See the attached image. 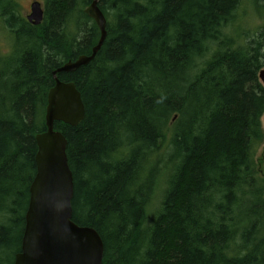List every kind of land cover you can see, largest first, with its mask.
<instances>
[{"label":"trees","instance_id":"16d2710c","mask_svg":"<svg viewBox=\"0 0 264 264\" xmlns=\"http://www.w3.org/2000/svg\"><path fill=\"white\" fill-rule=\"evenodd\" d=\"M92 1L43 0L33 25L0 0L12 41L0 52V264L20 251L53 71L100 37ZM241 2L98 0L103 44L57 74L85 106L78 125L54 129L67 140L72 219L98 232L103 264H264V0H251L263 24L237 43Z\"/></svg>","mask_w":264,"mask_h":264},{"label":"water","instance_id":"95a60500","mask_svg":"<svg viewBox=\"0 0 264 264\" xmlns=\"http://www.w3.org/2000/svg\"><path fill=\"white\" fill-rule=\"evenodd\" d=\"M86 13L95 21L100 37L90 55H80L53 71L54 85L48 92L46 130L36 135V174L29 188L20 251L13 264H103V242L98 232L72 220L73 177L66 156L67 140L54 129V122L78 125L85 106L73 82L57 74L72 72L93 60L106 37V19L93 0ZM43 17L42 4L34 0L26 20L34 25ZM264 85V69L259 71Z\"/></svg>","mask_w":264,"mask_h":264},{"label":"rangeland","instance_id":"374dc122","mask_svg":"<svg viewBox=\"0 0 264 264\" xmlns=\"http://www.w3.org/2000/svg\"><path fill=\"white\" fill-rule=\"evenodd\" d=\"M18 4V12L21 16L25 17L29 14L30 4L34 0H15ZM43 4V0H37ZM261 2V0H260ZM263 2V1H262ZM237 16L233 28L229 31L230 35L239 36L240 39L237 43L243 42L244 38L248 35H253L256 30L263 24L262 17L258 14L251 2V0H242L241 4L237 10ZM232 27V26H231ZM9 40V32L4 27L3 23H0V52L6 53L10 49V44L12 41ZM262 128L264 131V114L261 118ZM257 162H259V167L261 173H264V143L260 146L256 153ZM159 203V196L152 199L148 212L152 211L157 207ZM147 212V213H148ZM151 213L149 214L148 221L150 220Z\"/></svg>","mask_w":264,"mask_h":264},{"label":"bare ground","instance_id":"6f19581e","mask_svg":"<svg viewBox=\"0 0 264 264\" xmlns=\"http://www.w3.org/2000/svg\"><path fill=\"white\" fill-rule=\"evenodd\" d=\"M41 3V2H40ZM42 4V3H41ZM42 9H43V4H42ZM43 18V17H42ZM42 21V20H41ZM34 25V24H33ZM38 25V24H37ZM98 42V41H97ZM104 42V41H103ZM97 44V43H96ZM103 44V43H102ZM91 52H92V50H91ZM262 69H264V68H262ZM262 69H260V70H262ZM258 77H259V73H258ZM260 80V79H259ZM261 82V81H260ZM262 83V82H261ZM263 85V84H262ZM264 86V85H263ZM78 90V89H77ZM83 102V101H82ZM73 193H74V188H73ZM73 220V219H72ZM82 226V225H81Z\"/></svg>","mask_w":264,"mask_h":264},{"label":"flooded vegetation","instance_id":"af4514ba","mask_svg":"<svg viewBox=\"0 0 264 264\" xmlns=\"http://www.w3.org/2000/svg\"><path fill=\"white\" fill-rule=\"evenodd\" d=\"M28 12L30 13V8H29V11Z\"/></svg>","mask_w":264,"mask_h":264}]
</instances>
